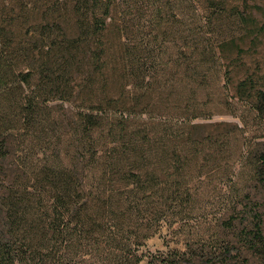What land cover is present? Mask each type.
<instances>
[{"label": "trees", "instance_id": "trees-1", "mask_svg": "<svg viewBox=\"0 0 264 264\" xmlns=\"http://www.w3.org/2000/svg\"><path fill=\"white\" fill-rule=\"evenodd\" d=\"M175 2L0 0V264H139L134 247L205 181L241 192L239 166L251 184L180 254L264 264V135L197 121L235 102L264 121V66L247 58L264 23L199 0L190 26Z\"/></svg>", "mask_w": 264, "mask_h": 264}, {"label": "rangeland", "instance_id": "rangeland-1", "mask_svg": "<svg viewBox=\"0 0 264 264\" xmlns=\"http://www.w3.org/2000/svg\"><path fill=\"white\" fill-rule=\"evenodd\" d=\"M229 2L240 5L242 8H246L248 12L258 18V22L261 24L264 23V0H229ZM174 8L176 11L184 14L183 20L190 26L204 22V16L201 12L199 0H176L174 3ZM206 22L207 16L205 13V23ZM247 58L249 63L261 62L264 66V35L260 40L258 49L254 50L253 53L247 56ZM235 110V114H214L210 118H201L197 121L238 122L244 128L246 136L249 140H256L257 138H260L264 135V121L257 116L256 112L251 109L249 104L245 102H235ZM238 171L239 178L234 180L238 181L239 184L236 185L237 187L241 188V192H234L235 185L232 181L227 180L225 183L220 181L218 184L215 182L205 181V196L197 203L193 204L195 205L194 210L191 205H189L190 207L187 206L181 214V220L174 224L164 223L160 231L149 238L144 245L134 247L132 252L141 257L139 264H168L169 260H174L173 262H179L189 257H193L190 256V253L187 254L186 257L180 254V252L187 250V241H192L195 238V240H197V236L199 234L205 237V233L207 232L209 225L211 224V226H213L212 223L214 224L219 220L220 217L224 218V216L227 215L228 208H231V204L233 203L231 199H233V197L236 199V194L243 193V188L248 187L251 184L249 183L248 179V166L245 168L239 166ZM209 188L210 191L208 192ZM1 195L6 198L4 193H0V196ZM258 196L261 201V210H263L264 215V198L261 193H258ZM253 199L254 201H257L258 197ZM254 201L248 200V197L244 198V204L248 202L249 205V203H253ZM47 203L49 205L51 204L49 201H47ZM194 246L196 253H200L205 249L203 246H201V244L198 243H196ZM41 247L42 243L38 244L39 250H41ZM184 262L185 261H183V264H205L202 262Z\"/></svg>", "mask_w": 264, "mask_h": 264}]
</instances>
